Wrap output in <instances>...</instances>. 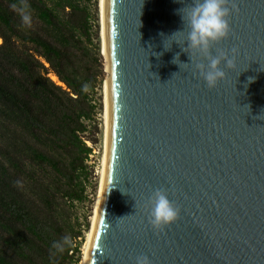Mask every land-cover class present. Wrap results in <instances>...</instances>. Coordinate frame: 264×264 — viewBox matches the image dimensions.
I'll return each mask as SVG.
<instances>
[{
  "label": "water",
  "instance_id": "95a60500",
  "mask_svg": "<svg viewBox=\"0 0 264 264\" xmlns=\"http://www.w3.org/2000/svg\"><path fill=\"white\" fill-rule=\"evenodd\" d=\"M234 3L212 53L234 49L235 63L209 88L201 54L164 49L183 3L101 0L105 143L83 264H264V0ZM157 189L180 210L160 229Z\"/></svg>",
  "mask_w": 264,
  "mask_h": 264
},
{
  "label": "trees",
  "instance_id": "16d2710c",
  "mask_svg": "<svg viewBox=\"0 0 264 264\" xmlns=\"http://www.w3.org/2000/svg\"><path fill=\"white\" fill-rule=\"evenodd\" d=\"M96 7L0 0V264L80 260L78 238L89 225L78 223L73 206L88 199L85 140L94 143L88 122L100 106V81L84 59L85 44L98 40Z\"/></svg>",
  "mask_w": 264,
  "mask_h": 264
},
{
  "label": "clouds",
  "instance_id": "9594fccd",
  "mask_svg": "<svg viewBox=\"0 0 264 264\" xmlns=\"http://www.w3.org/2000/svg\"><path fill=\"white\" fill-rule=\"evenodd\" d=\"M178 2L184 4V7L177 10L184 28L164 38V49L169 50L175 42L180 45L183 52L189 55L191 62L193 53L201 54L208 62L207 64L197 63L196 68L207 86L214 88L226 77L225 68L231 70L235 63L234 49L231 50V54L222 50L216 55L212 53L213 44L227 39L230 35L229 17L236 7L234 0H190V2L188 0H178ZM28 19L27 16L24 17L25 22ZM185 28L188 29L187 37L183 42V46H181L179 41L171 38L176 33L183 32ZM168 40H171L170 47L166 46ZM172 62L180 64V67L181 64H188L179 61V53L176 54ZM222 64L224 67H221ZM151 203L149 222L154 229L169 225L178 218L180 210L174 206L163 190L157 189L154 192ZM67 242V239H65V243ZM135 264H150V260L147 256H140L136 258Z\"/></svg>",
  "mask_w": 264,
  "mask_h": 264
},
{
  "label": "rangeland",
  "instance_id": "374dc122",
  "mask_svg": "<svg viewBox=\"0 0 264 264\" xmlns=\"http://www.w3.org/2000/svg\"><path fill=\"white\" fill-rule=\"evenodd\" d=\"M92 11L94 12L92 6ZM97 19H98V40L95 38L92 39L91 43H86L87 52L89 54L88 58L84 57V59H89L90 71L92 74H96L97 82L100 81V84L95 87L93 98L95 104L100 103V106L96 108V112L94 114V121L88 122L89 124V136L93 138L94 143L86 139V144L92 148V152L89 156L88 165L89 170L91 171L88 179L86 181V195L87 200L84 203H75L73 206V211L76 217L78 218V223L81 225L88 221V229L85 231L84 238H78V241H81L80 244V253L81 257L83 256L84 244L86 241V233L90 229L92 216L94 214L95 209V201L97 199L100 178H101V169H102V157H103V146H104V133H105V119H104V80L107 78V73L105 72V60L102 51V42H101V18L99 12V0H97ZM96 30L95 24L92 23L91 32L94 33ZM94 37V36H93ZM53 73H49L47 76L51 79L50 75ZM52 80V79H51ZM53 81V80H52ZM55 82V81H54ZM59 85V84H58ZM96 126V127H95ZM80 260L77 264H80Z\"/></svg>",
  "mask_w": 264,
  "mask_h": 264
},
{
  "label": "bare ground",
  "instance_id": "6f19581e",
  "mask_svg": "<svg viewBox=\"0 0 264 264\" xmlns=\"http://www.w3.org/2000/svg\"><path fill=\"white\" fill-rule=\"evenodd\" d=\"M99 12H100V18H101V0H99ZM101 21V20H100ZM101 42H102V51H103V55H104V49H103V35H102V23H101ZM1 41V40H0ZM51 79L53 81H55L57 84L63 85V83L61 81L58 80L57 76L55 74L50 75ZM104 95H105V84H104ZM104 119H105V104H104ZM104 143H105V133H104ZM103 156H104V146H103ZM102 168H103V157H102ZM101 177H102V169H101ZM100 183H101V178H100ZM99 189H100V185H99ZM98 195H99V190H98ZM98 195H97V199H96V203H95V209H94V214L92 216V221H91V226L90 229L87 231L86 233V241L84 244V249H83V256L80 260V264H83L84 262V257H85V253H86V249H87V245H88V240L90 237V233H91V229H92V225H93V220H94V215H95V210H96V205H97V200H98Z\"/></svg>",
  "mask_w": 264,
  "mask_h": 264
}]
</instances>
